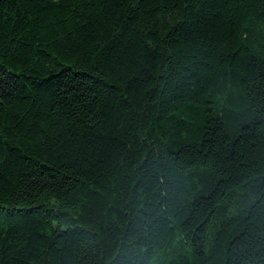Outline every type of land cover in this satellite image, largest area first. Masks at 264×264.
Segmentation results:
<instances>
[{
  "label": "trees",
  "instance_id": "trees-1",
  "mask_svg": "<svg viewBox=\"0 0 264 264\" xmlns=\"http://www.w3.org/2000/svg\"><path fill=\"white\" fill-rule=\"evenodd\" d=\"M0 264H264V0H0Z\"/></svg>",
  "mask_w": 264,
  "mask_h": 264
}]
</instances>
